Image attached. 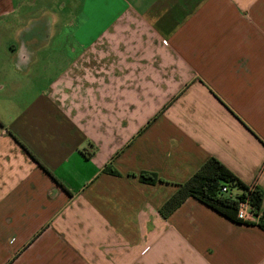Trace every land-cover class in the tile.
Instances as JSON below:
<instances>
[{"label":"crops","instance_id":"obj_1","mask_svg":"<svg viewBox=\"0 0 264 264\" xmlns=\"http://www.w3.org/2000/svg\"><path fill=\"white\" fill-rule=\"evenodd\" d=\"M71 1L72 45L17 33L0 264H264V0ZM211 156L263 191L253 224L193 197L159 213Z\"/></svg>","mask_w":264,"mask_h":264},{"label":"rangeland","instance_id":"obj_2","mask_svg":"<svg viewBox=\"0 0 264 264\" xmlns=\"http://www.w3.org/2000/svg\"><path fill=\"white\" fill-rule=\"evenodd\" d=\"M21 1V3H18ZM79 3V2H78ZM73 4L71 0H11L7 8H12L8 15L0 16V83H6L4 89H0V115L14 113V108L8 101L9 93L14 92L11 83L15 77L24 75L17 73L14 68L15 48H18L17 33L21 28L27 27L31 30L35 27L39 31L38 39H34L35 43L57 44L56 46L66 47L72 45V30L80 19H76L79 4ZM20 9L22 12L18 13ZM75 16V20L72 18ZM59 45V46H58ZM46 49L38 52V56L42 57L46 54ZM58 56L54 58H66L65 51L61 49L55 52ZM21 92V91H19ZM237 188H232V193ZM231 192V191H230ZM234 195V194H233ZM61 264L62 260H57ZM54 264L56 260H54Z\"/></svg>","mask_w":264,"mask_h":264},{"label":"trees","instance_id":"obj_3","mask_svg":"<svg viewBox=\"0 0 264 264\" xmlns=\"http://www.w3.org/2000/svg\"><path fill=\"white\" fill-rule=\"evenodd\" d=\"M104 170L114 175L120 174L112 167H105ZM137 177L141 182L149 184L162 181L156 173L149 171H141ZM223 186L228 188L227 192L222 191ZM233 187L239 193H232ZM189 197L199 200L235 223L249 225L253 223L237 217L238 204L247 200L253 212L260 214L263 191L256 185L244 183L217 158L211 156L186 181L177 184L174 193L159 207V213L163 217L169 216ZM257 225L264 229V214H260Z\"/></svg>","mask_w":264,"mask_h":264},{"label":"built area","instance_id":"obj_4","mask_svg":"<svg viewBox=\"0 0 264 264\" xmlns=\"http://www.w3.org/2000/svg\"><path fill=\"white\" fill-rule=\"evenodd\" d=\"M222 191L227 192L228 188L226 186H223ZM237 217L247 222L254 221L255 213L253 212L247 200L239 202L238 210H237Z\"/></svg>","mask_w":264,"mask_h":264}]
</instances>
